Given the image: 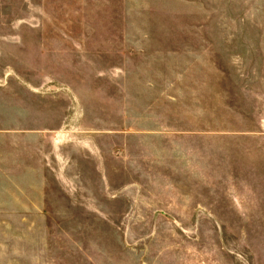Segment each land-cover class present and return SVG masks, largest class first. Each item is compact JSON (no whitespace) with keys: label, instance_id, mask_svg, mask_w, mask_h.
Here are the masks:
<instances>
[{"label":"rangeland","instance_id":"obj_1","mask_svg":"<svg viewBox=\"0 0 264 264\" xmlns=\"http://www.w3.org/2000/svg\"><path fill=\"white\" fill-rule=\"evenodd\" d=\"M0 135L18 264H264V0H0Z\"/></svg>","mask_w":264,"mask_h":264},{"label":"crops","instance_id":"obj_2","mask_svg":"<svg viewBox=\"0 0 264 264\" xmlns=\"http://www.w3.org/2000/svg\"><path fill=\"white\" fill-rule=\"evenodd\" d=\"M2 145L0 135V264H18L17 187L3 177ZM9 153L11 154V147Z\"/></svg>","mask_w":264,"mask_h":264}]
</instances>
